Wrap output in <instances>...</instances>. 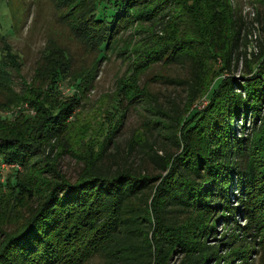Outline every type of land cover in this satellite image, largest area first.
<instances>
[{"label": "trees", "instance_id": "1", "mask_svg": "<svg viewBox=\"0 0 264 264\" xmlns=\"http://www.w3.org/2000/svg\"><path fill=\"white\" fill-rule=\"evenodd\" d=\"M54 3L60 17L76 19L72 33L97 51L98 60L130 18L193 10L194 38L169 34L167 41L150 47L151 60L143 65L163 59L187 67L184 101L162 108L147 88H128L109 97L108 107L116 109L113 121L103 120L92 136L93 131L76 129L73 113L82 98L81 76L71 77L69 96L58 97L62 102H47L31 86L34 69L29 80L18 78L22 61L0 34V90L14 96L10 102L27 101L34 110L12 120L0 118V162L21 166L27 179L11 182L6 176L3 183L9 187L6 197L0 195V264H82L92 255H98V264H170L173 254L180 255L176 264H228L232 256L239 259L236 264H245L247 245L222 253L219 249L230 240L207 241L218 224L243 237L254 236L252 228L264 236V14L253 18L262 20L263 39L247 57L239 45L248 28L231 13L228 0ZM61 54L44 79L50 93L54 82L67 75ZM13 78L19 79L18 89ZM202 96L206 102L196 109L192 104ZM122 97L131 106L143 103L147 111L128 144L140 147L150 170L117 164L114 142L108 147L122 121L124 109H117ZM157 137L173 149L154 147ZM55 146L80 160L73 177L46 161ZM43 170L50 172L47 178L41 177ZM15 185L26 193L35 185L34 195L26 202L14 200ZM236 217L244 222L237 224ZM260 251L264 255V241Z\"/></svg>", "mask_w": 264, "mask_h": 264}, {"label": "rangeland", "instance_id": "2", "mask_svg": "<svg viewBox=\"0 0 264 264\" xmlns=\"http://www.w3.org/2000/svg\"><path fill=\"white\" fill-rule=\"evenodd\" d=\"M173 1L179 2L180 0ZM263 1L228 0L231 13H234L235 17H239L242 24L248 28V31H242L244 38L240 39L239 45V50H244L247 57L251 52L257 50V40L262 41L263 39L262 20L259 22L253 20L256 13L259 17L264 14ZM54 4V0H0V34L5 37L7 44L22 61H20L19 68L22 78L20 76L18 78L29 80L34 69L36 76L31 86L40 89L42 95L46 96L47 102H53V104L62 102L58 97L69 96L71 86L68 82H71V77L81 76L84 87L78 92L79 97L82 95V98L80 97L73 109V113L77 112L75 121L77 130L87 129L88 132L93 131L92 136H96L97 132H100L99 129L103 120L106 123L113 121L112 113L116 109L110 110L108 107L109 97L114 94H122L128 88L130 90L147 88L150 98L152 96L155 103H158L159 107L162 108L171 105L180 107L182 105L185 95L184 81L188 77L187 67L168 65L163 59L153 62L149 66L144 67L143 65L151 60L150 56H147V54L150 55V47H156L161 42H165L169 34H172L173 37L190 35L194 38L197 25L194 21L193 10L181 7L179 12L176 9L170 14H165L162 18H159L161 14L159 13L158 16L156 15L150 20L130 18L129 22L122 24V28L113 38L109 50L106 49L104 53L105 57L98 60L97 51L72 33L70 26L76 22V19L60 17L62 11L56 10ZM179 5L181 4H178L177 7ZM186 5H188L187 2ZM198 27L200 28V26ZM59 52H63L66 56L67 75L60 81L54 82V92L50 93L47 88L48 81L44 79L52 72L53 64H55L53 61H57L59 54L62 55ZM240 68L241 64L237 65L234 76L237 77V74H240ZM18 78H13V80L17 82L19 81ZM123 79H126L125 82ZM18 86L19 83L17 82L14 88L18 89ZM13 97L0 90V103L10 102ZM205 97H200L192 106L196 109L202 108L206 102ZM6 104V106L0 107L1 119L12 120L18 113L24 115L34 113L27 101ZM143 106V103H135L131 106L126 97L120 99L117 109H124V113L118 130L116 129L117 131L113 136L114 141L108 143V147L112 149L114 142L117 149V164L150 170L151 166L139 150L140 147L134 145L131 149L128 144L133 130L138 126L143 116L147 114ZM244 125L249 130L251 123L248 122V118L245 119ZM76 129L73 134L76 133ZM56 146L48 153L50 156L46 158V161L50 163L53 161L54 164L52 165L57 170L68 177H73L81 165L80 160H76L75 156H72L64 148ZM153 146L173 149L167 140L158 137ZM157 151L160 154L161 150ZM46 168L49 169V167ZM49 174V171L43 170L41 177L47 178L46 176ZM6 176L11 182L13 179L19 183L27 180L26 173L21 166L0 162V195H4V197L8 192L7 187H9L3 185ZM14 187L16 192L13 195L14 200L23 202H26V197L34 195L36 189L35 185H30L31 192L26 193L21 190L17 192L19 189L17 185ZM243 222V217H236L237 224ZM5 227V225L2 226V228ZM254 229L256 230V228ZM254 229L252 228L251 232L254 236L246 235L243 237L240 231L231 230L223 224H218L215 226L214 237H209L207 242L210 244L217 243L220 236L223 237V240H230L229 244L222 245L219 249L222 253L223 250L227 251L232 245L238 246V248H241L239 245H247L248 255L245 264H264V255L260 251L264 236L256 235ZM179 258L180 255L173 254L169 263L176 264ZM98 261V255H92L82 264H98ZM236 263H239V259L234 258V256L228 261V264ZM208 264H212V262Z\"/></svg>", "mask_w": 264, "mask_h": 264}]
</instances>
